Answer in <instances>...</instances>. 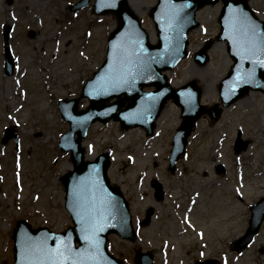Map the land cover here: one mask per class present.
Returning <instances> with one entry per match:
<instances>
[{
  "label": "rangeland",
  "instance_id": "1",
  "mask_svg": "<svg viewBox=\"0 0 264 264\" xmlns=\"http://www.w3.org/2000/svg\"><path fill=\"white\" fill-rule=\"evenodd\" d=\"M78 1L13 0L9 6L0 0V264H13L17 221L55 232L72 225L60 181L72 163L59 149L69 125L58 106L69 99H79L81 109L89 106L81 99L82 87L103 64L109 34L117 27L115 17H97L91 7L73 13L70 5ZM129 1L156 42L150 12L157 0ZM250 6L264 21V0H250ZM222 8L220 2L199 12L188 59L168 73L176 88L195 81L208 108L220 104L219 87L233 65L224 43L217 42ZM7 25L13 26L16 64L11 77L4 72L2 30ZM210 40V60L199 65L195 55ZM164 113L154 138L111 122L94 125L86 139L89 159L111 152L109 177L127 197L139 235L135 245L111 237V253L126 264H135L139 249L150 252L154 264L208 259L264 264V225L243 256L231 250L248 228L249 207L264 197V94L250 92L225 109L217 124L202 118L174 174L168 170L169 156L181 110L170 102ZM6 128L19 136V149L14 139L1 142ZM153 182L163 188L162 201L155 198Z\"/></svg>",
  "mask_w": 264,
  "mask_h": 264
},
{
  "label": "water",
  "instance_id": "2",
  "mask_svg": "<svg viewBox=\"0 0 264 264\" xmlns=\"http://www.w3.org/2000/svg\"><path fill=\"white\" fill-rule=\"evenodd\" d=\"M220 1L224 7L217 41L227 42L234 61L229 76L219 88L222 106L228 108L249 91L264 93V63H261L264 52L260 50L264 45V23L250 8L249 0H158L150 14L157 44L151 42V36L142 28L128 0H96L93 12L98 16H115L118 27L110 36L104 64L83 88L82 98L89 100V108L80 111L79 100L63 101L59 105L65 122L70 124V130L61 138L60 149L71 153L75 168L62 178L67 193L65 207L74 227L56 234L46 228L34 230L27 222H18L13 236L14 264H123L109 254L107 243L111 234L136 240L129 205L107 176L110 154L87 162L83 142L91 125L111 121L120 122L125 130L141 127L151 136L167 102L173 99L184 119L173 140L169 170L175 172L198 120L208 114L217 122L223 109L201 106L202 91L196 82L175 89L164 73L174 70L188 57L189 34L200 26L198 12ZM8 2L11 4L12 0ZM89 6L90 0H81L71 10L79 12ZM10 32L8 27L5 41ZM212 46L213 41H209L195 55L200 65L208 63ZM5 57L6 71L12 75L14 65L9 44L5 45ZM147 88L155 90L148 92ZM112 100L115 101L111 103ZM153 186L157 199L161 200V186ZM251 212L249 228L233 243L234 251L243 252L260 232L264 222V198ZM136 262L153 264V258L149 254L141 255Z\"/></svg>",
  "mask_w": 264,
  "mask_h": 264
},
{
  "label": "bare ground",
  "instance_id": "3",
  "mask_svg": "<svg viewBox=\"0 0 264 264\" xmlns=\"http://www.w3.org/2000/svg\"><path fill=\"white\" fill-rule=\"evenodd\" d=\"M198 19H199V18H198ZM221 47H222L224 50H225V48H226V47H225V44H221ZM241 102H242V101H241ZM239 103H240V102H239ZM165 113H166V112H165ZM165 113H164V114H165ZM162 119H164V116H162V118L160 119V121L158 122V124L161 123V120H162ZM194 135H195V133H194ZM194 135H193V136H194ZM68 169L70 170L71 167H69ZM164 206H165V205H164Z\"/></svg>",
  "mask_w": 264,
  "mask_h": 264
},
{
  "label": "snow or ice",
  "instance_id": "4",
  "mask_svg": "<svg viewBox=\"0 0 264 264\" xmlns=\"http://www.w3.org/2000/svg\"><path fill=\"white\" fill-rule=\"evenodd\" d=\"M260 50H261L262 52H264V45L261 46ZM261 63H264V61H261ZM29 247H31V245H29ZM55 251L58 252L59 250H55Z\"/></svg>",
  "mask_w": 264,
  "mask_h": 264
}]
</instances>
